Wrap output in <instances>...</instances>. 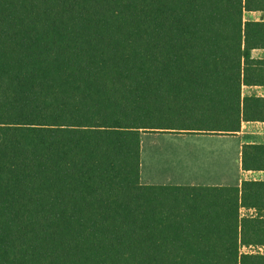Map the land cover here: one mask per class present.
Wrapping results in <instances>:
<instances>
[{
    "label": "trees",
    "instance_id": "16d2710c",
    "mask_svg": "<svg viewBox=\"0 0 264 264\" xmlns=\"http://www.w3.org/2000/svg\"><path fill=\"white\" fill-rule=\"evenodd\" d=\"M258 8L0 0V264H264L242 250L264 247V182L140 178L144 132L264 118L242 94L249 31L264 32L244 12Z\"/></svg>",
    "mask_w": 264,
    "mask_h": 264
},
{
    "label": "crops",
    "instance_id": "0c3cea01",
    "mask_svg": "<svg viewBox=\"0 0 264 264\" xmlns=\"http://www.w3.org/2000/svg\"><path fill=\"white\" fill-rule=\"evenodd\" d=\"M244 21L260 24V27L264 26V8L245 10ZM254 29L249 31L248 45L244 46L243 51L248 69V78L251 83L243 85L242 94L243 96L264 100V40H262L264 39V32L261 30L257 32L255 27ZM259 107H261L259 110L264 111V105ZM201 134L224 135L234 139L233 147L219 146L218 150L208 152L210 157L218 161L220 180L213 183L215 184L213 186H242L245 181L264 182V118L243 121L240 131L236 133ZM142 155L141 145V182L143 177ZM229 170H232V172L230 173ZM228 176L232 177H229L231 180H227ZM241 212L242 215L254 216L257 214L255 208L244 207ZM251 248L254 250L251 249L250 251L260 250L264 252V247Z\"/></svg>",
    "mask_w": 264,
    "mask_h": 264
},
{
    "label": "rangeland",
    "instance_id": "374dc122",
    "mask_svg": "<svg viewBox=\"0 0 264 264\" xmlns=\"http://www.w3.org/2000/svg\"><path fill=\"white\" fill-rule=\"evenodd\" d=\"M141 145L143 183L213 186L220 180L218 161L208 152L219 146L233 147L234 139L201 133L148 132L142 134ZM229 177L227 180H231Z\"/></svg>",
    "mask_w": 264,
    "mask_h": 264
}]
</instances>
